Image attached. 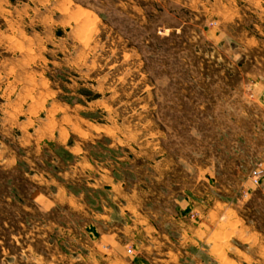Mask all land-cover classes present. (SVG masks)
<instances>
[{"label": "rangeland", "instance_id": "1", "mask_svg": "<svg viewBox=\"0 0 264 264\" xmlns=\"http://www.w3.org/2000/svg\"><path fill=\"white\" fill-rule=\"evenodd\" d=\"M0 264H264V0H0Z\"/></svg>", "mask_w": 264, "mask_h": 264}, {"label": "crops", "instance_id": "2", "mask_svg": "<svg viewBox=\"0 0 264 264\" xmlns=\"http://www.w3.org/2000/svg\"><path fill=\"white\" fill-rule=\"evenodd\" d=\"M62 158L65 159L68 157H62ZM71 158H73V156H70L66 161L71 162L70 160ZM117 180H119V178H117ZM62 185L65 189V192H67L66 194L73 196L74 198H76V200L79 201V203L83 204L84 211H86L88 214H99V215L105 214L103 209L111 207V205L109 204V197L112 196V194L108 193L107 188L90 189L86 186L85 183L71 182V181L67 182L66 184H62ZM129 187L130 186L125 185V187L121 190V192L126 193V194H131L130 193L131 189ZM160 190H162V193L165 196L169 197V199L172 201L171 202L172 207L170 209V212L172 211L171 215L174 218V221L176 223L183 221V218L186 214L185 208H189V207L194 208V209L196 208L195 201L192 200L193 198L190 199L191 197L188 194L181 196V198L178 200L177 196H173L172 193L169 192V190H166V189H160ZM36 193L35 191L31 193L30 196L32 199L34 198L33 196H35ZM102 202L105 203L106 205L101 204ZM112 210H113V214L110 215V218L111 220L113 219L114 222L118 221L117 227L120 231H122L123 228L125 227L124 226L125 224L122 220H118V215L121 212L120 208L115 206V207H112ZM144 211L150 212L152 213V215H154L159 210L152 202L150 204L144 205ZM151 218L153 219V217ZM152 221L153 220H151L150 222L151 227L154 228L156 231H158L159 234H162V235L168 234V237L170 238V240L176 239L177 234L173 233L174 231H176V228H173L170 225L169 226L166 225L165 227H163V226L157 225L155 222H152ZM113 235H115V233L110 234L109 232L108 233L102 232L101 237L102 236L112 237ZM118 237L122 238V234L118 233ZM124 241H126V239L123 240V242H120L119 246H123ZM188 249L194 250L191 247H189Z\"/></svg>", "mask_w": 264, "mask_h": 264}, {"label": "built area", "instance_id": "3", "mask_svg": "<svg viewBox=\"0 0 264 264\" xmlns=\"http://www.w3.org/2000/svg\"><path fill=\"white\" fill-rule=\"evenodd\" d=\"M258 174H259L258 171L253 172V180H254L255 183H257V179L259 178Z\"/></svg>", "mask_w": 264, "mask_h": 264}]
</instances>
